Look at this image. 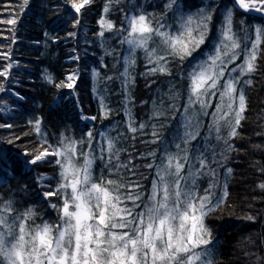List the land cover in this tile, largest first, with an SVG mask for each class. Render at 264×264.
<instances>
[{"label": "trees", "instance_id": "1", "mask_svg": "<svg viewBox=\"0 0 264 264\" xmlns=\"http://www.w3.org/2000/svg\"><path fill=\"white\" fill-rule=\"evenodd\" d=\"M169 2L0 0V73L6 72L0 75V209L11 201L10 216L35 213L29 226L61 223L64 157L48 155L32 163L45 150L51 153L70 145L78 168L89 154L95 156L94 180L125 183L127 191H142L143 201L167 155H187V163L180 160L181 175L196 174L197 196L209 197L203 235L210 243L202 259L211 264H264V37L255 71L242 75L239 70L256 42V29H264V18L241 10L233 0H175L168 8ZM74 4L82 5L79 11ZM202 13H210L212 19L204 43L191 57L181 60L167 54L159 36L148 42L147 48L165 56L161 63L167 72L151 73L158 67L149 62L151 53L125 42L133 16L144 15L152 28L176 35L187 17ZM229 13L232 34L241 45L239 58L224 57V75L217 89L204 97L209 107L190 105L189 73L198 63H211L217 49L223 55L222 31ZM72 73L76 77L71 83ZM232 77L238 78L237 90L245 97L235 136L229 135L227 124L234 122V113L227 114V98L221 100L222 86ZM222 103L226 119L219 120L217 132L214 118ZM233 108L238 109V99ZM189 118L193 127L188 131L198 135L186 143ZM130 125L137 128L135 133ZM109 139L119 149V159L113 157L111 164ZM116 164L126 167L117 171ZM187 187H193L191 180ZM48 192L56 195H45ZM127 206L132 207L131 201ZM204 250L205 246L197 249Z\"/></svg>", "mask_w": 264, "mask_h": 264}, {"label": "snow or ice", "instance_id": "2", "mask_svg": "<svg viewBox=\"0 0 264 264\" xmlns=\"http://www.w3.org/2000/svg\"><path fill=\"white\" fill-rule=\"evenodd\" d=\"M24 2L27 4L28 0ZM84 3H87V0H84ZM174 3L175 0H170L167 7L171 8ZM81 6L74 4L77 11ZM237 6L261 11L264 10V0H259V4L256 0H252L251 3L238 0ZM211 19L210 13H202L197 18L189 16L181 24L179 34L173 35L152 28L146 23L147 18L144 15L133 16L129 37L125 42L132 49L145 48L151 53L148 57L149 62L158 65L150 69L151 73L167 72V66L161 63L165 56L147 48L152 37L159 36L161 44L164 45L163 51L183 60L191 57L204 43ZM9 23L14 24L15 20ZM231 24L229 13L225 17L222 31L223 55L221 49H217L216 55L210 57L211 63H198L189 73L190 105L198 102L202 109L209 107L204 97L217 89V83L224 75V57L226 56L228 61L239 58L240 53L237 49H240L241 45L232 34ZM107 27L112 28L113 25L108 23ZM256 33V42L246 51L244 64L239 66L242 75L255 71V60L261 37H264V29H256ZM0 75H6V72ZM69 79L71 80V77ZM237 83V77L230 78L222 86L224 91L221 93V100L226 97L228 101L227 114L234 113V122L227 121L231 129L230 136L237 134L235 126L240 124L241 113L245 109V97L242 91L237 90ZM67 86L72 87V84L69 83ZM212 94L215 95V92ZM237 99L238 109L233 108ZM224 107L223 103L217 106L214 118L217 132L219 120L226 119L225 115H221ZM185 111L187 112V109ZM159 114L157 112V115ZM139 127L143 129L145 125L141 124ZM190 127L193 125L189 118V123L185 125L186 143L198 135V131H188ZM131 131L135 133L137 128L131 127ZM156 135L157 133L153 132V136ZM73 151L70 145H65L63 150L53 149L51 153L45 150L32 161L35 163L48 155L64 157L62 164L64 170L61 172L64 182L60 185V190L65 193L66 198L63 207L59 209L60 224L44 222L29 226L27 222L35 213L28 210L20 216H10L13 211L11 201L6 202L3 209H0V264H196L197 261L199 264H211L210 260L202 259L207 255L206 246L210 243L203 235L207 233L203 219L207 214L209 197L197 196L194 190L196 174L181 175L184 163L188 162L187 155L180 158L172 154L167 155V163L158 167L157 180L152 184L147 201H143L142 191H127L128 185L125 183L116 180L104 181L103 178L100 182L94 180L91 168L96 157L89 154L84 164L78 168L74 163ZM104 151L105 149L101 148V152ZM107 151L109 164L113 157L119 159V149L111 139L108 140ZM99 158L104 159L103 156ZM181 159L184 163L180 162ZM199 162L201 168L205 167L203 159ZM113 167L119 171V168L126 166L116 164ZM189 180L193 187H187ZM135 188L139 189L140 185L136 184ZM68 189L71 191L68 192ZM45 195L53 196L56 193L48 192ZM128 201H131L132 207L127 206ZM138 201L141 203H137ZM201 246H205V250L197 251Z\"/></svg>", "mask_w": 264, "mask_h": 264}, {"label": "water", "instance_id": "3", "mask_svg": "<svg viewBox=\"0 0 264 264\" xmlns=\"http://www.w3.org/2000/svg\"><path fill=\"white\" fill-rule=\"evenodd\" d=\"M234 1V3L236 4V5H238V0H233ZM247 2V1H246ZM257 4H259V2L257 3ZM238 7V6H237ZM240 8V7H239ZM241 10H243V11H245V12H247V13H256V14H258V15H260V16H262L263 18H264V10H261V11H257V10H254V9H251V8H249V9H242V8H240Z\"/></svg>", "mask_w": 264, "mask_h": 264}, {"label": "rangeland", "instance_id": "4", "mask_svg": "<svg viewBox=\"0 0 264 264\" xmlns=\"http://www.w3.org/2000/svg\"><path fill=\"white\" fill-rule=\"evenodd\" d=\"M246 1L249 2V3L252 2V0H249V1L246 0ZM256 2L258 3L259 1L256 0ZM69 77H71V80L69 79V81L72 83V82L74 81L76 75H75L74 73H72V74L69 75ZM69 77H68V78H69ZM2 110H3V112H6L7 109H6V108H2Z\"/></svg>", "mask_w": 264, "mask_h": 264}]
</instances>
